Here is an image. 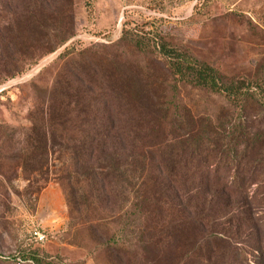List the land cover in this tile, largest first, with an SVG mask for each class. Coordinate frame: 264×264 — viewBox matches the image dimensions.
<instances>
[{
  "label": "rangeland",
  "instance_id": "374dc122",
  "mask_svg": "<svg viewBox=\"0 0 264 264\" xmlns=\"http://www.w3.org/2000/svg\"><path fill=\"white\" fill-rule=\"evenodd\" d=\"M185 60L211 66L225 84L253 86L245 104L262 111L264 0H0V264H34L32 255L53 264H219L225 251L196 244V223L158 186L157 164L142 170L140 151L131 153L141 182L127 199L107 182L96 190L71 160L99 88L129 106L132 138L157 121L153 145L172 138L170 122L184 110L214 125L232 118L238 108L226 94L176 71L181 64L185 75ZM72 69L96 72L98 88H69ZM51 113L57 129L46 131L43 155L33 145Z\"/></svg>",
  "mask_w": 264,
  "mask_h": 264
},
{
  "label": "trees",
  "instance_id": "16d2710c",
  "mask_svg": "<svg viewBox=\"0 0 264 264\" xmlns=\"http://www.w3.org/2000/svg\"><path fill=\"white\" fill-rule=\"evenodd\" d=\"M180 65L177 64L176 71L191 85L227 95L231 105L238 108L232 118L220 123L217 121L214 125L184 110L170 122L172 138L153 145L148 139L157 121L152 119L144 123L149 129L145 137L132 138L131 126L135 119L128 115L129 106L124 100L121 103L112 88H107V91L99 88V102L94 99L88 106V113L96 117L91 124L83 125L81 132L84 135L73 144L71 160L85 171L86 178H91L96 190L99 187L96 181L103 185L107 182L108 186L111 185V192L118 187L127 199L130 192L139 187L142 178L136 175L138 162L131 153L137 149L143 161L142 170L157 164L160 173L158 186L173 194L180 211L185 212V218L196 223L202 233L201 241L196 244L220 246L225 253L219 264H264L263 102H260L262 111L252 114L244 98L253 95L250 92L253 86L246 90L239 82L225 84L211 66L187 60L184 75ZM95 73L72 69L69 88L72 83L80 81L87 84L89 90L98 88ZM116 102H119L118 108ZM115 112L123 116L122 122L111 119ZM102 114L105 119L100 117ZM52 117L48 124H42L41 130H36L40 136L33 148L43 155L47 154L48 148L46 131L51 130L55 134L57 129V119L54 115ZM116 130L121 131L118 138ZM164 180L167 185L163 187ZM253 186L255 189L251 191ZM30 261L53 264L44 262L37 255H32Z\"/></svg>",
  "mask_w": 264,
  "mask_h": 264
},
{
  "label": "built area",
  "instance_id": "2783aa9c",
  "mask_svg": "<svg viewBox=\"0 0 264 264\" xmlns=\"http://www.w3.org/2000/svg\"><path fill=\"white\" fill-rule=\"evenodd\" d=\"M36 237H37L38 241H40V242H44L45 241V237L40 235V234H38V233L36 234Z\"/></svg>",
  "mask_w": 264,
  "mask_h": 264
}]
</instances>
